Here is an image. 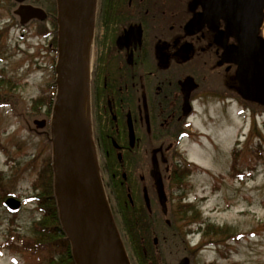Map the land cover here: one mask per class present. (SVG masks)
<instances>
[{"label":"rangeland","instance_id":"obj_1","mask_svg":"<svg viewBox=\"0 0 264 264\" xmlns=\"http://www.w3.org/2000/svg\"><path fill=\"white\" fill-rule=\"evenodd\" d=\"M13 1L20 4L0 0V94L9 93L18 111L0 106V172L23 203L16 214L0 206V242L10 229L21 237L36 236L33 222L40 213L25 199L40 191L34 182L46 158L52 157V145L41 135L44 129L29 128L27 121L51 119L46 105L32 106L57 88L56 0H41L50 5L48 18L28 25L13 16ZM227 92L202 93L197 99L191 142L184 140L180 148L189 162L191 187L184 198L169 195L172 208L166 216L155 208L153 227L162 253L173 264L184 256L190 264H264V108L255 105L256 111L235 92ZM121 209L111 208L126 241ZM0 264L29 263L23 254L5 251Z\"/></svg>","mask_w":264,"mask_h":264},{"label":"flooded vegetation","instance_id":"obj_2","mask_svg":"<svg viewBox=\"0 0 264 264\" xmlns=\"http://www.w3.org/2000/svg\"><path fill=\"white\" fill-rule=\"evenodd\" d=\"M228 2L241 8L250 0ZM94 11L92 137L106 200L110 208H159L163 215L158 183L167 208L169 195L184 198L191 187L180 148L191 142L197 99L240 92L238 66L222 56L238 40H217L229 35L223 15L232 11L213 20L199 0H96ZM255 35L264 38V8Z\"/></svg>","mask_w":264,"mask_h":264},{"label":"water","instance_id":"obj_3","mask_svg":"<svg viewBox=\"0 0 264 264\" xmlns=\"http://www.w3.org/2000/svg\"><path fill=\"white\" fill-rule=\"evenodd\" d=\"M20 3L15 14L20 17L21 25H26L31 20H46L48 15L40 7L31 4H23L25 0H15ZM57 22H58V59L56 64V98L50 119V140L52 142V166L54 172V193L57 200L62 227L72 245L73 256L77 264H97L87 254L77 223L72 211L69 193V161L71 150V130L74 121L75 108L78 97L84 84V61L87 58V22L88 17L92 21V32L94 25V9L96 0H56ZM207 9L211 8L213 16L221 17L223 9L229 12L226 20L227 36L217 35L220 42L221 37L229 39V36L238 40L237 45H229L223 52V60L238 66L237 81L241 96L249 101L264 105V38L256 36L258 27L263 18L264 0H250L249 4L241 8L232 6L228 0H199ZM255 1V0H254ZM207 11V10H206ZM235 13V14H234ZM93 42V39H92ZM91 42V65H92V43ZM223 45V43H222ZM192 81V80H191ZM195 86H197L194 83ZM91 116V98H90ZM37 129H44L48 125L46 119L34 120ZM87 143L91 152L95 155L93 174L96 173V184L87 191L104 222H101V230L111 237L109 245L116 254L110 264H132L126 251L122 237L118 230L115 218L106 200L103 189L99 167L92 137V125L87 135ZM158 180V165L154 163L153 174ZM158 194L163 204V212L167 214V195L162 182L158 183ZM145 200L150 207V200L145 191ZM9 209L17 210L21 207V201L15 197H9L6 202ZM151 210V208H148ZM170 223V220H167ZM157 242V240H156ZM107 245L100 249L99 263L108 264L104 253ZM180 264H189L187 257Z\"/></svg>","mask_w":264,"mask_h":264},{"label":"trees","instance_id":"obj_4","mask_svg":"<svg viewBox=\"0 0 264 264\" xmlns=\"http://www.w3.org/2000/svg\"><path fill=\"white\" fill-rule=\"evenodd\" d=\"M34 5L40 6L45 10L50 11L49 7L45 5V2L35 1L31 2ZM10 5V10L14 14L13 7L16 4L14 1ZM58 39V38H57ZM11 81H9L10 83ZM8 84V83H7ZM233 95L234 92H229ZM237 96H239L236 91ZM56 93H54L55 95ZM51 95L50 98H38L33 102V108L47 106L48 112H52L55 96ZM239 98L248 106L263 107L261 104L254 103L248 100ZM258 105V106H257ZM0 106H13L14 111H18L12 101V97L9 93L0 94ZM254 110L258 111L254 107ZM50 119H47L49 122ZM34 120L31 118L27 121V126L32 127ZM46 141L51 145L50 140V127L49 123L41 133ZM235 155V152H234ZM43 168L38 172V178L35 180V187H40V191L27 197L26 201L33 203L40 213V217L33 222L35 238L21 237L20 234L14 233V229L9 230V235L4 241L0 242V258L5 251H10L13 254H23L25 260L29 264H77L73 256L72 245L62 227L57 200L54 193V172L52 166V157H47ZM188 166L185 168L183 174H188ZM179 172L175 171L172 176L178 177ZM10 196H16L9 186L4 181L3 173L0 172V206H4L6 199ZM122 221L124 223L125 247L129 249L128 255L132 264H173L170 260H167L164 253H162L161 243H154V236L158 234L154 230L153 220L155 208L152 212H149L147 208H122ZM11 214H16V211H10ZM127 245V246H126Z\"/></svg>","mask_w":264,"mask_h":264},{"label":"bare ground","instance_id":"obj_5","mask_svg":"<svg viewBox=\"0 0 264 264\" xmlns=\"http://www.w3.org/2000/svg\"><path fill=\"white\" fill-rule=\"evenodd\" d=\"M92 19L87 22V58L84 61V84L78 97L73 126L71 130V150L69 161V193L72 211L79 229L84 248L89 257L99 263L100 249L105 248L104 258L110 264L116 254L110 248L111 237L101 230L100 209L90 198L87 188L96 184V173L93 174L95 155L87 143L90 131V98H91V42L93 39ZM102 222V223H103Z\"/></svg>","mask_w":264,"mask_h":264}]
</instances>
